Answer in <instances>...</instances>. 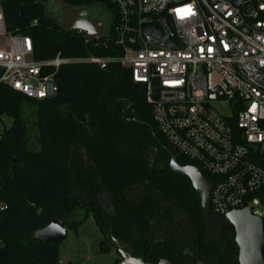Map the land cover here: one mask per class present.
Wrapping results in <instances>:
<instances>
[{"label":"trees","instance_id":"obj_1","mask_svg":"<svg viewBox=\"0 0 264 264\" xmlns=\"http://www.w3.org/2000/svg\"><path fill=\"white\" fill-rule=\"evenodd\" d=\"M0 8L9 33L32 38L36 60L114 55L80 33L62 32L40 0H0ZM55 82L57 94L45 100L0 83V117L13 119L0 135V264H61L60 244H43L33 234L55 220L73 229L69 202L98 205L102 192L110 204L101 231L110 239L101 254L115 239L150 264H239L234 228L216 245L205 241L200 198L187 177L171 171L163 146L180 165L193 163L158 130L129 70L70 64Z\"/></svg>","mask_w":264,"mask_h":264},{"label":"built area","instance_id":"obj_2","mask_svg":"<svg viewBox=\"0 0 264 264\" xmlns=\"http://www.w3.org/2000/svg\"><path fill=\"white\" fill-rule=\"evenodd\" d=\"M68 1L113 7L110 37L91 44L114 55L36 60L32 38L9 33L0 8V83L45 100L63 66L120 65L176 154L214 177L212 212L251 208L264 222V0Z\"/></svg>","mask_w":264,"mask_h":264},{"label":"water","instance_id":"obj_3","mask_svg":"<svg viewBox=\"0 0 264 264\" xmlns=\"http://www.w3.org/2000/svg\"><path fill=\"white\" fill-rule=\"evenodd\" d=\"M44 4L45 17L52 19L65 33H81L86 36V43L108 39L113 24V18L102 4H93L94 11L101 13V19L91 16L90 8L85 6H72L66 0H40ZM145 88L139 93L143 95ZM238 105L236 104L235 107ZM170 154L169 167L176 174L187 177L200 198L206 222V238L209 244L216 245L222 240L227 228H234L235 241L238 246L239 264H264V222L252 214L251 208L232 211L226 215H215L211 208V193L214 183L197 167L182 166L170 149L163 146ZM109 206V205H108ZM109 210V207H106ZM68 229L62 222L55 220L45 228L33 234L35 240L43 244H61L67 239ZM110 243V242H109ZM121 259L119 264H150L144 257H134L133 250L125 251L120 242L112 239L111 243ZM158 264H172L168 260H161Z\"/></svg>","mask_w":264,"mask_h":264},{"label":"rangeland","instance_id":"obj_4","mask_svg":"<svg viewBox=\"0 0 264 264\" xmlns=\"http://www.w3.org/2000/svg\"><path fill=\"white\" fill-rule=\"evenodd\" d=\"M218 109L222 114L229 113V108L225 105L220 104ZM26 115L30 117L31 111L26 110ZM12 124V118L7 115L1 116L0 135ZM34 128L32 126L31 142L37 136ZM101 196L98 198V205L82 201L69 202L71 209L69 220L70 223L74 224V228L68 230L67 239L60 244L59 260L61 264H119L118 261L121 259L116 247H111L108 254L100 253V247L106 249V241L110 239L108 233L105 234L101 231V226L105 228L108 226V216L104 210V203L106 206L110 204L109 193L102 192ZM256 210L264 214V206L259 205Z\"/></svg>","mask_w":264,"mask_h":264},{"label":"flooded vegetation","instance_id":"obj_5","mask_svg":"<svg viewBox=\"0 0 264 264\" xmlns=\"http://www.w3.org/2000/svg\"><path fill=\"white\" fill-rule=\"evenodd\" d=\"M102 5H103V7L108 11V13L110 14V15H108V16H110V17H114L113 14H112V12H111L110 7H109L108 5H105V4H102ZM85 7L90 8V12H91L90 15H91V16L96 17V18H98V19H101V20H103V22L105 21L103 15H102L101 13L97 14L96 11H94V8H93L92 5H86ZM113 23H114V18H113ZM112 26H113V24H112ZM101 197H102V196L100 195L99 198H101ZM107 206H108V205H107ZM107 206H106L105 203H104V207L106 208Z\"/></svg>","mask_w":264,"mask_h":264}]
</instances>
